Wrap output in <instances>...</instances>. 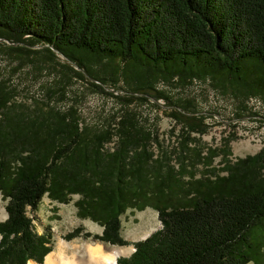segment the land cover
<instances>
[{
	"label": "trees",
	"instance_id": "obj_1",
	"mask_svg": "<svg viewBox=\"0 0 264 264\" xmlns=\"http://www.w3.org/2000/svg\"><path fill=\"white\" fill-rule=\"evenodd\" d=\"M0 54L18 65H52L60 80L50 94L62 97L76 78L97 92L108 93V84L166 97L153 92L156 82L211 77L246 96L264 95V0H0ZM114 75L126 87H115ZM14 94L0 86V190L8 199L0 264L43 263L52 251V237L39 234L28 214L47 193L61 202L80 194V217L101 223L96 237L117 245L128 243L121 216L151 204L162 226L120 264L263 261L264 153L226 166L228 176L188 182L191 158L202 161L193 156L192 133L204 131L190 122L181 150L161 156L136 114L102 130L82 127L78 116L40 100L23 111ZM169 115L183 119L178 109ZM116 130L119 147L103 151Z\"/></svg>",
	"mask_w": 264,
	"mask_h": 264
},
{
	"label": "rangeland",
	"instance_id": "obj_2",
	"mask_svg": "<svg viewBox=\"0 0 264 264\" xmlns=\"http://www.w3.org/2000/svg\"><path fill=\"white\" fill-rule=\"evenodd\" d=\"M18 63V60L0 54V86L15 91L13 104H17L23 111L35 109L36 99L54 106L56 110L78 116L82 127L101 130L114 122V126H118L117 122L127 114H136L141 126L151 131L152 137L157 139L151 148L155 155L161 156L181 150V142L185 141L189 131L187 122L203 129L201 133H192L190 146L196 148L192 151L193 156L199 161L200 154L202 161L195 163L190 155L188 168L190 173H195V177L183 175L188 182L228 176L226 166L234 167L242 160L264 153V95L261 93L246 96L227 85L219 84L211 77H194L187 83L176 80L156 82L153 92H162L166 98L155 97L152 93V96L133 93L129 88L117 91L108 84L105 85L108 93L97 92L85 80L76 78L68 84L66 97H62V94H50L51 89H57L60 80V72L52 65ZM111 66L112 63L108 62V68ZM115 68L117 66L114 65L109 70L116 72ZM111 77L117 83L115 87H126L117 75ZM181 106H187L193 111L188 112ZM172 109L181 110L182 121L169 115ZM118 132L116 130L111 138L103 142V151L114 152L119 147ZM178 157L174 156L173 163L184 174L178 164ZM191 163L194 165L191 166ZM80 198L81 195L76 193L71 195L69 201L61 202L47 193L36 210L28 207V214L39 234L52 237V251L60 240L79 244L101 242L109 247L130 248L120 256L129 257L134 252L135 243L144 240L162 226L159 212L151 204L130 207L121 216V235L128 243L117 245L103 242L96 236L103 233L104 226L94 219L80 217L76 204ZM7 204L8 199L0 190V221L8 218ZM78 227L83 229L82 233L68 238L67 235ZM247 264H264V258L261 263L251 261Z\"/></svg>",
	"mask_w": 264,
	"mask_h": 264
},
{
	"label": "bare ground",
	"instance_id": "obj_3",
	"mask_svg": "<svg viewBox=\"0 0 264 264\" xmlns=\"http://www.w3.org/2000/svg\"><path fill=\"white\" fill-rule=\"evenodd\" d=\"M129 249L123 246L109 247L101 242L79 244L60 240L43 263L30 260L28 264H120V256Z\"/></svg>",
	"mask_w": 264,
	"mask_h": 264
}]
</instances>
